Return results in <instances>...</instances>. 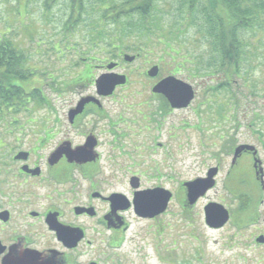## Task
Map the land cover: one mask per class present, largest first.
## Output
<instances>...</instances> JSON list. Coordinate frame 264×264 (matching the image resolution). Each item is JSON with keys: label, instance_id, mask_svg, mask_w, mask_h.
I'll return each mask as SVG.
<instances>
[{"label": "flooded vegetation", "instance_id": "af4514ba", "mask_svg": "<svg viewBox=\"0 0 264 264\" xmlns=\"http://www.w3.org/2000/svg\"><path fill=\"white\" fill-rule=\"evenodd\" d=\"M121 60H124L123 53L116 60L100 63L96 69L102 71L100 74L116 72L121 69ZM109 63L116 65L107 69ZM123 75L126 83L116 86L110 95L96 94L94 80L97 76H93L88 85L94 87L93 94L79 93L66 109H55L47 102L49 107L44 110L42 124L32 125L37 122L32 114L34 110L22 111L25 119L7 126L6 132L1 133L0 264H120L119 248L132 221H150L158 226L159 220L169 212L174 191L155 182L164 175L152 167L140 172L134 169L138 164L131 159L135 155L145 154V158H149L157 154L163 147L156 135L161 128L159 118L185 108H172L163 95L152 92L153 86L163 78L153 77L149 97L158 103L154 105L145 100L139 104L149 110L137 111L139 128L135 136L142 134V139L155 141L146 144L143 140L142 147L128 144L127 127L121 126L123 118L104 109L105 102L115 96V90L128 83L129 78ZM80 103L83 109L73 113ZM240 105L233 111L234 139L212 144L203 142L198 151L187 152L199 159L197 163L203 171L188 181L206 179L208 174H213V185L193 203L187 197L191 195V188L184 187L182 182L180 189L188 209L204 201L205 226L204 207L208 203H219L207 196L216 188L224 157H230L226 177L233 174L254 191L264 189V135L258 132L257 140H253L254 123L249 120L244 124L238 119ZM241 128L251 129L252 134L240 140ZM10 134L13 140H4L3 137ZM165 155L173 158V149L167 150ZM128 160L131 163L127 165ZM166 179H175L173 169L167 172ZM158 189H164L170 197L165 210L153 217L139 215L134 200L144 202L148 196L153 198ZM242 195L246 196L242 204L247 206L249 196ZM255 198V205L262 202L260 196ZM246 219L242 228L254 229L250 234L253 244L264 247V212L249 213ZM258 237L263 240L257 242Z\"/></svg>", "mask_w": 264, "mask_h": 264}, {"label": "rangeland", "instance_id": "374dc122", "mask_svg": "<svg viewBox=\"0 0 264 264\" xmlns=\"http://www.w3.org/2000/svg\"><path fill=\"white\" fill-rule=\"evenodd\" d=\"M164 2L162 9L169 10L171 1L164 0ZM33 7V10L24 16L26 27L22 26L21 31L19 17H15L13 12L14 2L10 0L5 3L0 0V30L4 26L11 27L12 37L15 41H22L20 36H25L28 31L32 30L35 33L36 41L43 39L38 52L28 36L23 39V45L32 53L34 62L42 64V67L48 63V66L55 70L57 83L63 79L67 81L77 79L82 70V64L75 65L78 58L71 56L74 54L73 50L67 51L63 57H59V54L55 52L46 51L50 46L49 43L62 39L58 23L59 14H50L48 20H43L38 4ZM84 30L85 28H82L65 39L72 43L77 42L83 47L85 43ZM259 32L248 37L249 46L246 59L249 64H245L244 68L250 67L244 79H236L234 88L236 96L241 100L238 119L244 124L249 120L254 123L253 134L251 129L243 130L241 128L239 130L240 140H244L247 134H252L254 141L259 136L258 132L264 135V30ZM64 41L66 40L62 39V45L67 42L64 43ZM71 42L69 44H72ZM200 43L198 39L190 35L183 43H179V40L174 42L173 44L176 48L178 47L179 52L177 57L172 53L171 56H175L176 59L171 60L170 55H164V46L158 44L154 39L153 44L141 46L140 50L136 47L135 51H128V54L135 55L138 50L139 56L131 63L121 60V69L115 70L126 74L129 81L125 86L115 90V96L105 102L104 109L108 113L120 115L123 118L121 126L127 127L129 133L126 142L138 147L144 146L142 144L144 141L146 144L155 141L147 138L142 139V134L139 137L135 136L137 132L135 130L139 128L137 111L142 108V106L139 107V104L145 100L150 104L154 103V105L158 103L150 100L149 97L151 83L155 81L145 75V71L149 67L154 64L159 66V72L155 78L160 79L169 74L175 75L192 85L195 92L194 99L187 108L175 110L166 118H159L158 123L161 128L157 130L156 135L158 142L162 143L163 147L158 150L157 154L149 158H145V154L143 156L135 155L131 159L132 162L138 164L134 169L140 172L145 171L148 167L158 168L164 177L158 181L155 180V182L172 189L175 197L171 201L169 212L159 220L158 226L150 221H132L119 248L120 264H264V247L255 246L253 238L250 237L254 229L242 228L243 223L248 220L246 216L249 213L264 212V189L254 191L248 183H241L239 178H235L233 174L226 177L225 172L230 164V157L223 158L222 173L216 180V188L207 196L228 209L230 218L223 227L219 229L206 227L202 211L204 201H200L197 206L188 209L185 206L184 194L180 190L182 182L200 176L203 172L202 166L197 163L199 159L192 157L187 152L189 150L193 153L198 151L203 142L212 144L231 141L234 136L233 111L236 106L230 107L233 102L229 100L230 97L225 91L207 92V88L216 85L220 81V77L216 75L197 77L198 75L191 74L187 68L181 69L179 73L173 72L175 64L177 61H181L184 55H191L190 58L193 59L205 50L206 47ZM96 56L101 57L102 55ZM160 57L165 58L160 60ZM72 63H74L73 66ZM97 65L100 63H96ZM70 66L72 67L70 68ZM185 66L189 67V64L187 63ZM101 72L95 68L94 76H98ZM76 86L78 85H68L64 88L65 92L60 94L52 91L50 87L44 88L50 107L59 110L66 109L74 102L79 93L93 94L95 92L92 85L86 89ZM220 104L223 105V108L218 107ZM31 107L34 110L33 117L37 121L31 124H42L45 118L44 110L49 106L31 105ZM148 110L146 107L142 108V112ZM217 110L221 111L220 114ZM25 117L22 115L20 121H23ZM48 124H51V121ZM131 129L134 130L133 133L130 132ZM1 133L3 134L4 131ZM3 138L6 141L13 140L11 134ZM212 146L210 145L211 148H214ZM170 149L174 151L173 158L170 156L167 158L165 155L166 151ZM131 160L127 161V165L131 163ZM210 162L213 163V161ZM170 169L175 171L173 181L166 179V174ZM242 194L249 196L247 198L250 199V202L247 206L242 204L243 198L246 197ZM259 196L262 202L255 205V197Z\"/></svg>", "mask_w": 264, "mask_h": 264}, {"label": "trees", "instance_id": "16d2710c", "mask_svg": "<svg viewBox=\"0 0 264 264\" xmlns=\"http://www.w3.org/2000/svg\"><path fill=\"white\" fill-rule=\"evenodd\" d=\"M11 1L21 31L22 26L26 27L24 16L35 4H38L43 20H48L50 14H59V30L67 42L64 41V45L62 39L51 42L46 51L63 57L73 50L71 56L78 58L75 65L82 64V70L77 79H63L57 83L55 70L48 63L42 67L34 62L32 53L23 45V39L28 36L38 52L43 39L36 41L35 33L30 30L27 35L20 36L22 41H15L11 27L4 26L0 30V133L6 132L9 125L21 123V112L32 110L31 105H46L49 100L44 88L50 87L58 94L72 84L86 88L92 82L96 63L116 60L122 53L153 44L154 39L164 46V55L175 60L171 54L177 57L179 49L173 43L178 40L183 43L188 35L206 48L193 59L191 55H184L175 64L173 72L187 68L197 77H220L207 92H227L233 102L230 107H235L241 103L234 90L236 79H244L250 67L244 68L249 64L246 59L248 37L264 30V0H170L169 10L162 9L164 0ZM82 28H85L83 47L65 39ZM136 53L139 54L138 50ZM100 54L101 57L96 56ZM187 63L189 67L185 66ZM218 107L223 108V105ZM217 112L220 114L221 111Z\"/></svg>", "mask_w": 264, "mask_h": 264}, {"label": "water", "instance_id": "95a60500", "mask_svg": "<svg viewBox=\"0 0 264 264\" xmlns=\"http://www.w3.org/2000/svg\"><path fill=\"white\" fill-rule=\"evenodd\" d=\"M135 58L134 55L124 54L123 59L125 61H132ZM116 64L109 63L106 68L112 69ZM158 73V66L153 65L147 70L149 77H155ZM126 82V77L123 74H118L113 71L100 74L95 80L96 94L100 96H107L113 93L114 89L118 85H123ZM152 92L161 94L165 97L167 102L172 108H186L194 99V90L192 85L177 78L173 75H168L159 80L152 88ZM93 99L92 98H86ZM84 100V101H85ZM83 109V103H80L73 113H78ZM213 174H208L206 179H195L194 181L185 182L183 185L186 188H191V195H187L190 203H193L195 199L202 196L206 189L210 188L213 183L211 180ZM155 192V196L152 198L148 196L144 199V202L135 201L136 212L139 215L153 217L154 215L161 213L165 210L169 195L164 189H158ZM147 210V212L145 211ZM141 211H145V214H141ZM205 223L209 228L222 227L229 218L228 211L220 204L208 203L204 207ZM257 242L263 240L262 237H258Z\"/></svg>", "mask_w": 264, "mask_h": 264}]
</instances>
